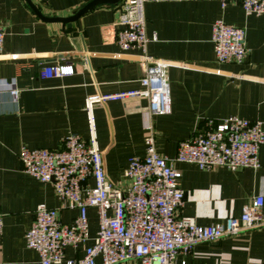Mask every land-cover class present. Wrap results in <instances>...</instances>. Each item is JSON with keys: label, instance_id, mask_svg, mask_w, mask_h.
Masks as SVG:
<instances>
[{"label": "crops", "instance_id": "0c3cea01", "mask_svg": "<svg viewBox=\"0 0 264 264\" xmlns=\"http://www.w3.org/2000/svg\"><path fill=\"white\" fill-rule=\"evenodd\" d=\"M42 17H70L92 0H29ZM118 5H99L71 25L41 21L24 0H0V264H36L35 251L24 245L38 204L58 210V220L71 224L78 215L59 199L50 184L24 173L18 160L21 147L60 150L63 139H88L84 101L90 95L137 89L143 76L139 49L122 50L116 43ZM146 54L167 67L170 94L168 115L150 119L155 149L181 173L185 197L180 217L201 226L239 217L254 196L264 199V144L258 169L200 170L178 163V145L190 139L204 121L235 116L261 121L264 131V14L246 16L238 3L224 9L215 0H161L144 6ZM216 20L245 28L247 54L241 64H218L211 42ZM155 37V40L152 38ZM78 38L76 52L72 39ZM71 65L65 77L41 78L48 65ZM16 90L12 98L8 87ZM144 99L98 104L93 108L99 150L106 176L125 187L123 171L132 158L145 156L142 113ZM264 213V205H263ZM89 237L78 248H66L64 260L83 256L98 229L96 209L87 210ZM178 263L264 264V227L195 245L179 254ZM97 258L95 264H100ZM122 264H139L129 261Z\"/></svg>", "mask_w": 264, "mask_h": 264}, {"label": "built area", "instance_id": "2783aa9c", "mask_svg": "<svg viewBox=\"0 0 264 264\" xmlns=\"http://www.w3.org/2000/svg\"><path fill=\"white\" fill-rule=\"evenodd\" d=\"M161 0H121L115 25L116 43L122 50L142 51L143 76L137 89L111 94H95L84 101L88 139L70 134L60 150L21 147L18 160L24 173L40 183L50 184L56 196L78 211L71 224L58 220V210L38 204L33 220L24 233V245L38 256L36 264H139L178 263L179 254H187L204 242H217L225 237L264 227L262 195L254 196L243 207L239 217H228L221 223L198 225L192 217H180L185 193L180 188L181 173L172 161L155 149V134L150 119L168 115L170 108L166 63L149 57L146 47L144 6ZM181 1V0H173ZM221 8L238 3L246 16L263 15L264 0H215ZM4 32L0 28V51ZM155 40V37L152 38ZM245 28L216 20L211 42L218 64H241L247 54ZM74 73L71 65H48L40 69L41 78L65 77ZM8 87L12 98L16 90ZM127 99L147 102L145 120V156L132 157L123 171L129 183L113 184L106 176L103 156L98 147L93 108L98 104ZM192 137L178 145L173 161L191 164L200 170L225 168L236 171L258 169L259 149L264 144L263 123L230 116L220 121L208 119ZM96 209L98 229L92 245L81 258L64 260L65 249L78 248L89 237L87 210ZM2 225L0 219V236Z\"/></svg>", "mask_w": 264, "mask_h": 264}, {"label": "water", "instance_id": "95a60500", "mask_svg": "<svg viewBox=\"0 0 264 264\" xmlns=\"http://www.w3.org/2000/svg\"><path fill=\"white\" fill-rule=\"evenodd\" d=\"M24 1L29 6V8L32 10V12L35 14V16L37 18H39L41 21L59 22V23L64 24V25H71V23L77 21L83 14H85L86 12H88L89 10L93 9L96 6H99V5H118L121 2V0H92L91 2L86 4L83 8H81L77 12L73 13V15L70 17L47 18V17H42L39 14V12L35 9V7L30 3L29 0H24ZM71 42H72V45H73L74 49L76 50V52H80L81 51V45H80L79 39L73 38Z\"/></svg>", "mask_w": 264, "mask_h": 264}]
</instances>
